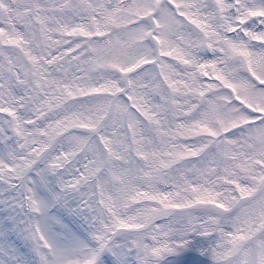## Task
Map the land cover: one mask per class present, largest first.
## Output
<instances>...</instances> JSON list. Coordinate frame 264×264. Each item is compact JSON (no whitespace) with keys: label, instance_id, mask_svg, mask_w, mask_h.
<instances>
[{"label":"rangeland","instance_id":"obj_1","mask_svg":"<svg viewBox=\"0 0 264 264\" xmlns=\"http://www.w3.org/2000/svg\"><path fill=\"white\" fill-rule=\"evenodd\" d=\"M259 22L264 0H0V166L18 175L0 182V264H264ZM37 98L55 113L32 118ZM6 109L55 141L22 184ZM150 145L156 162L135 158ZM208 165L231 193H200ZM206 192L223 212L198 208Z\"/></svg>","mask_w":264,"mask_h":264},{"label":"trees","instance_id":"obj_2","mask_svg":"<svg viewBox=\"0 0 264 264\" xmlns=\"http://www.w3.org/2000/svg\"><path fill=\"white\" fill-rule=\"evenodd\" d=\"M36 108H37V106H36ZM30 109H31L32 112L34 111V114H35V115H37L38 112H39V110H35V104H34V105H31V106H30Z\"/></svg>","mask_w":264,"mask_h":264}]
</instances>
